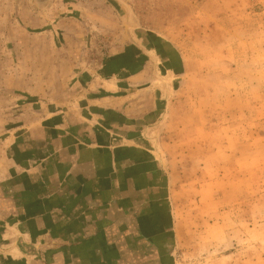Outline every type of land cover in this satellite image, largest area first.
<instances>
[{
	"label": "crops",
	"instance_id": "0c3cea01",
	"mask_svg": "<svg viewBox=\"0 0 264 264\" xmlns=\"http://www.w3.org/2000/svg\"><path fill=\"white\" fill-rule=\"evenodd\" d=\"M40 1L36 30L0 34V76L39 107L0 151V264H171L167 178L146 140L162 98L143 82L164 53L139 24L109 50L103 29L121 21H46L55 3Z\"/></svg>",
	"mask_w": 264,
	"mask_h": 264
},
{
	"label": "rangeland",
	"instance_id": "374dc122",
	"mask_svg": "<svg viewBox=\"0 0 264 264\" xmlns=\"http://www.w3.org/2000/svg\"><path fill=\"white\" fill-rule=\"evenodd\" d=\"M5 2L1 35H17L23 24L36 30L34 0ZM53 3L46 21L123 22L103 29L109 50L123 36L128 50L139 24L151 31L148 47L164 53L146 63L143 82L162 98L146 140L167 178L171 264H264V0ZM166 61H177L175 75ZM14 79L0 76V151L37 124L28 120L39 107H29L24 89L10 87Z\"/></svg>",
	"mask_w": 264,
	"mask_h": 264
},
{
	"label": "water",
	"instance_id": "95a60500",
	"mask_svg": "<svg viewBox=\"0 0 264 264\" xmlns=\"http://www.w3.org/2000/svg\"><path fill=\"white\" fill-rule=\"evenodd\" d=\"M45 1H48V0H43V1L37 2V4L42 5L43 3H45Z\"/></svg>",
	"mask_w": 264,
	"mask_h": 264
}]
</instances>
